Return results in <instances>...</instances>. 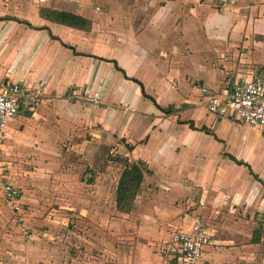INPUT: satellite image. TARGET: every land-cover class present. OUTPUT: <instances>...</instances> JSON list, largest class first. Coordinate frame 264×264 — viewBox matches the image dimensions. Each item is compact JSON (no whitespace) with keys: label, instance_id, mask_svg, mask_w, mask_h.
<instances>
[{"label":"crops","instance_id":"0c3cea01","mask_svg":"<svg viewBox=\"0 0 264 264\" xmlns=\"http://www.w3.org/2000/svg\"><path fill=\"white\" fill-rule=\"evenodd\" d=\"M50 10L86 25L55 21ZM0 18V84L42 92L8 122L1 144L0 175L25 191L15 212L0 198V264L101 261L83 249L84 232L97 227L94 188L106 191L100 171L59 175L53 199L40 202L30 196L32 173L14 183L3 159L9 147L17 168L54 167L53 153L66 148L93 166L101 144L147 170L137 199L152 200L148 218L133 216L148 232L141 241L155 245L169 225L187 230L200 220L213 244L199 264L252 261L243 246H264V132L208 113L199 88L219 92L264 75V0H0ZM131 248L123 264L165 259L142 242Z\"/></svg>","mask_w":264,"mask_h":264},{"label":"rangeland","instance_id":"374dc122","mask_svg":"<svg viewBox=\"0 0 264 264\" xmlns=\"http://www.w3.org/2000/svg\"><path fill=\"white\" fill-rule=\"evenodd\" d=\"M198 113L201 114V111L199 110ZM16 124L17 123H15L14 121V127L17 126ZM10 150L11 149L7 147V154H5L3 159L5 162H7L6 164H8L7 173L10 176L11 181H13L14 183L18 182V176H20V174H24V171L27 170L30 171L32 173L31 180L33 182L29 184V186L33 190V193L30 196L32 197L34 195L40 198V202L46 201L44 197H48V199L52 197L53 199L55 195L51 193L50 196L51 191L49 190H51V186L55 188V186L60 185L57 183L59 175L72 174L73 176L77 174V179H83L86 176L89 177V174H92L93 177H89V179H96L95 173L97 171H100L101 174L99 173L98 175V186L100 185L105 187L106 191H104L105 193H103L100 187L94 188V194H96V196L92 199V202L93 208L97 211V213L93 215L92 220L89 219V221H84V224H82V227H84L89 224L91 220L94 224L97 225L94 230L84 232L85 244L83 246L84 253L87 252V254L96 259V261L101 260L96 264H123L128 257L127 255L130 254V249H133L131 247L136 246V244L140 242L152 248L150 250L154 254L158 255L157 249L155 248L154 244L145 242L147 240L141 241L139 238L144 235L143 239H148V232L143 230L139 231V225L137 226L138 229H136L134 226V224L137 223L135 218H148V216H143V214L148 213L147 210H144V207L149 201L152 200H148L143 197H138L137 199V194H139L138 189L134 196H131L130 193L122 194L123 196L120 200V203L117 202L118 193L116 191V188L119 178L125 166L130 165L129 163H127L124 156L119 154L112 155V153H110L109 150H107L106 147L101 144L97 150L98 157L95 158L98 163L96 162V164L93 166L87 163L86 165L80 166V162H82V160L86 161V159L82 157L81 153L77 151H67L66 148H60L58 152L53 153V155L58 158L57 160L59 162V165L57 166L48 167L43 165L32 166L28 168H17L15 167V156L13 160L10 159ZM65 160H68V162L70 161L72 164L66 166L64 164ZM139 166L144 172L146 171L145 166L141 164ZM103 174H108V177L104 176ZM52 179H54V181H49ZM18 185L19 190L24 193L25 190L22 184ZM107 185H110V190L108 191V193H110V197L107 196V190L109 187ZM95 191L97 192L95 193ZM169 202L171 203V201ZM171 204H173V202ZM131 209L134 213L130 212ZM133 216H135V218ZM71 217L72 220L68 225V231L74 230L76 225V217ZM84 217L88 216L85 215ZM171 229L172 227L171 225H169L167 229L159 232V237L155 238V241L157 242L158 240H163L164 238H166ZM89 241H92L93 245H91ZM244 243L248 244V241H244ZM87 244L88 246H86ZM86 247H90V249H87ZM243 248H245L246 251H250L248 254L246 251L243 254L252 256V261H244V264H264V258L257 256L262 254L261 256L264 257V246H260L259 248L243 246ZM69 252H72L71 249H69ZM256 256L257 258H255ZM162 264H165V259L162 260Z\"/></svg>","mask_w":264,"mask_h":264},{"label":"built area","instance_id":"2783aa9c","mask_svg":"<svg viewBox=\"0 0 264 264\" xmlns=\"http://www.w3.org/2000/svg\"><path fill=\"white\" fill-rule=\"evenodd\" d=\"M204 97L208 113L228 117L237 124L252 126L264 132V77L253 75L243 78L231 87L217 92L206 86L199 88ZM39 88H30L18 82L0 84V163L1 144L5 139L8 122L15 118L21 106L34 109L41 98ZM97 98H94L96 100ZM4 169V165H0ZM21 193L3 174L0 175V198L13 212L23 208ZM213 244L210 234L200 220H194L189 229H174L169 237L156 242L158 252L164 256L165 264H199L209 245Z\"/></svg>","mask_w":264,"mask_h":264},{"label":"trees","instance_id":"16d2710c","mask_svg":"<svg viewBox=\"0 0 264 264\" xmlns=\"http://www.w3.org/2000/svg\"><path fill=\"white\" fill-rule=\"evenodd\" d=\"M49 17H51L55 21H59L61 23H65L68 25H75V26H82L84 27L86 25V20H84L82 17L72 14L70 12L66 11H57V10H50L49 14L47 13ZM1 19V18H0ZM190 125L193 127V124L190 123ZM206 129V128H205ZM127 161V160H126ZM129 163V162H127ZM129 166H125L116 188L117 191V202L120 203V200L122 199V194L130 193L131 196H134L136 191L139 189L142 177H143V170L139 166L142 163L140 161L129 163ZM146 169V168H145ZM147 171V170H146ZM253 176L262 182L261 179L258 178L256 174H253ZM253 241H255L253 237Z\"/></svg>","mask_w":264,"mask_h":264},{"label":"water","instance_id":"95a60500","mask_svg":"<svg viewBox=\"0 0 264 264\" xmlns=\"http://www.w3.org/2000/svg\"><path fill=\"white\" fill-rule=\"evenodd\" d=\"M263 77H264V75H263Z\"/></svg>","mask_w":264,"mask_h":264}]
</instances>
